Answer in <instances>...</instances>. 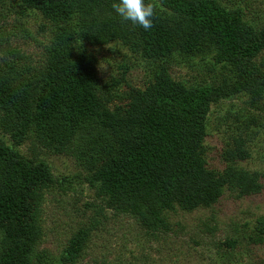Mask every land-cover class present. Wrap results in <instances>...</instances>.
<instances>
[{
    "label": "trees",
    "instance_id": "obj_1",
    "mask_svg": "<svg viewBox=\"0 0 264 264\" xmlns=\"http://www.w3.org/2000/svg\"><path fill=\"white\" fill-rule=\"evenodd\" d=\"M113 2L0 0V51L9 54L0 58V264H77L108 210L155 234L168 228L170 212L210 208L226 190H263L264 172L244 163L263 127L255 113L264 116V24L245 0H148L155 16L147 31L123 21ZM32 15L42 16L47 34L37 59L10 45ZM114 44L155 63L143 84L133 82L128 55L118 77L99 74L93 47ZM179 65L199 67L211 83L177 77ZM221 106L233 119L222 129L219 168L207 158L206 138ZM45 154L75 157L93 191L76 207L91 214L58 255L41 247L42 202L61 181ZM239 236L263 244L264 219Z\"/></svg>",
    "mask_w": 264,
    "mask_h": 264
},
{
    "label": "rangeland",
    "instance_id": "obj_2",
    "mask_svg": "<svg viewBox=\"0 0 264 264\" xmlns=\"http://www.w3.org/2000/svg\"><path fill=\"white\" fill-rule=\"evenodd\" d=\"M245 2L248 5L247 13L255 23L264 24V0ZM16 17L14 13L10 14L11 26L16 24ZM41 18L40 15L25 16L21 21L26 31H16L13 44H10L34 59L43 51L40 42H46L47 34L40 30L43 21ZM109 47H93L98 58L99 74L105 81L110 82L120 75L118 66L125 61V55H128L129 64L132 65L130 76L133 82L141 85L152 74L155 68L152 61L148 63L118 44L113 45V50ZM3 56H9L8 52L0 51V58ZM174 71L177 77L189 83L201 84L204 81L199 67L192 70L179 65L174 67ZM207 83H211V80L204 81V84ZM122 91L124 86L121 84L116 93L121 95ZM116 99L119 101L117 97ZM234 103L240 111L242 103L238 99ZM220 109L221 111H215L210 116L209 129L213 134L206 138L209 144L207 158L212 166L219 168L224 161L220 156L224 147L222 129L233 119L231 115L227 116L225 106ZM255 115L263 127L252 140L253 157L244 165L264 172V116L258 113ZM223 119L227 121L221 123ZM43 156H46L61 181L66 178V182L60 181L42 202L45 237L41 241V247L58 255L91 214V208L77 211L76 207L84 209V202L88 201V196L93 191L85 181L86 173L75 157L59 154ZM75 197H80L83 202L73 205ZM106 214V223L95 231L77 264H257L255 258L264 264V243L255 248L254 244L250 245L240 236L237 237L251 233L258 226L259 220L264 219V187L258 194L243 197L226 190L210 208L170 212L167 214L168 228L155 234L141 228L131 216L116 214L110 210ZM231 237L241 241L236 248L220 246Z\"/></svg>",
    "mask_w": 264,
    "mask_h": 264
},
{
    "label": "clouds",
    "instance_id": "obj_3",
    "mask_svg": "<svg viewBox=\"0 0 264 264\" xmlns=\"http://www.w3.org/2000/svg\"><path fill=\"white\" fill-rule=\"evenodd\" d=\"M112 8L123 21L150 30L154 24L155 9L148 0H114Z\"/></svg>",
    "mask_w": 264,
    "mask_h": 264
}]
</instances>
